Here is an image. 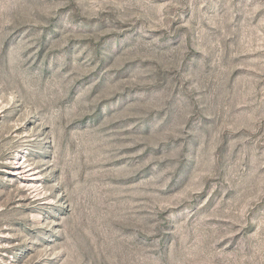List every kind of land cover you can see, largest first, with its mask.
<instances>
[{
    "label": "rangeland",
    "instance_id": "obj_1",
    "mask_svg": "<svg viewBox=\"0 0 264 264\" xmlns=\"http://www.w3.org/2000/svg\"><path fill=\"white\" fill-rule=\"evenodd\" d=\"M0 264H264V0H0Z\"/></svg>",
    "mask_w": 264,
    "mask_h": 264
}]
</instances>
